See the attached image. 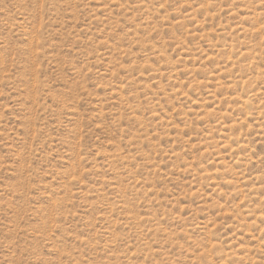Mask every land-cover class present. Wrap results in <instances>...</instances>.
<instances>
[{
  "label": "rangeland",
  "instance_id": "1",
  "mask_svg": "<svg viewBox=\"0 0 264 264\" xmlns=\"http://www.w3.org/2000/svg\"><path fill=\"white\" fill-rule=\"evenodd\" d=\"M0 264H264V0H0Z\"/></svg>",
  "mask_w": 264,
  "mask_h": 264
}]
</instances>
